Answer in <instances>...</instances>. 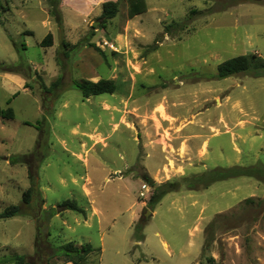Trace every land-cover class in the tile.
I'll list each match as a JSON object with an SVG mask.
<instances>
[{
  "label": "rangeland",
  "instance_id": "rangeland-1",
  "mask_svg": "<svg viewBox=\"0 0 264 264\" xmlns=\"http://www.w3.org/2000/svg\"><path fill=\"white\" fill-rule=\"evenodd\" d=\"M103 1L2 0L0 212L19 211L0 218V264H73L67 243L95 249L83 264H264V73L216 74L264 58V0H146L131 18L117 0L100 27ZM80 78L116 89L83 97Z\"/></svg>",
  "mask_w": 264,
  "mask_h": 264
},
{
  "label": "trees",
  "instance_id": "trees-1",
  "mask_svg": "<svg viewBox=\"0 0 264 264\" xmlns=\"http://www.w3.org/2000/svg\"><path fill=\"white\" fill-rule=\"evenodd\" d=\"M126 3V15L131 18L137 14L144 12L147 8L146 0H124ZM8 9L7 4H3L0 0V11ZM118 12V1L117 0H104L101 3V12L98 17L100 27H104L105 23L113 18ZM0 24L3 25V20L0 17ZM52 35L47 33L44 38L39 42L41 46L51 45ZM253 70L254 74L260 75L264 73V58L257 56L256 54H240L227 58L217 64V77L224 78L229 75ZM74 86L81 92L83 97H89L91 95H97L101 93H113L116 89V84L112 79L99 78L96 81L80 78L74 81ZM14 116L13 109L11 107L1 108L0 106V118L10 119ZM35 190L34 186L28 187L24 193L22 200L23 202H29L31 194ZM158 199V195H151L150 201L153 202ZM59 211L67 208L81 212L85 215V210L77 205L74 200H63L57 204ZM19 206L16 204L6 206L0 212V218L11 217L18 213ZM58 212V211H57ZM56 213V211L54 212ZM95 249L89 244H80L79 247L73 248L70 243H67L62 247V252L67 256V261L73 264H83L86 260V255ZM11 261L14 264H30L27 262L23 255L14 254L11 257Z\"/></svg>",
  "mask_w": 264,
  "mask_h": 264
},
{
  "label": "crops",
  "instance_id": "crops-1",
  "mask_svg": "<svg viewBox=\"0 0 264 264\" xmlns=\"http://www.w3.org/2000/svg\"><path fill=\"white\" fill-rule=\"evenodd\" d=\"M100 5V4H99ZM42 25L44 27H47V20L46 18H44L42 20ZM47 33H50L52 35V41H51V45L49 46H42V47H53L54 43H55V35H54V32L52 31L51 28H48L44 34V36L47 34ZM44 38V37H43ZM41 38L39 41H38V44L39 42L43 39ZM40 45V44H39ZM41 46V45H40ZM12 86V88H11ZM15 86V88H14ZM2 87L4 88H7L10 90V93L12 96H14L18 91H16V88H20L21 90H25L26 91V87H25V76L24 74L21 72V71H12V72H5L4 75H3V83H2ZM16 91V92H15ZM155 142H157L158 144H160V138H157L155 139ZM148 144H151L152 145V142H149ZM169 145H171L172 149L175 151L176 149H179L178 145L175 144V141H173V143H169ZM169 149V148H168ZM166 148V151L168 150ZM161 151L163 152V150L161 149ZM169 151V150H168ZM148 154V153H147ZM77 156H80V154H77ZM144 171L143 173H149L148 170L143 167ZM82 189H83V192L85 195H88L89 194V190L86 188L85 185L82 186ZM92 211L93 212H96V208H92ZM85 214H86V211H85ZM152 215V213H151ZM150 215V216H151ZM157 234V233H156ZM164 243V242H163ZM166 243V242H165Z\"/></svg>",
  "mask_w": 264,
  "mask_h": 264
},
{
  "label": "water",
  "instance_id": "water-1",
  "mask_svg": "<svg viewBox=\"0 0 264 264\" xmlns=\"http://www.w3.org/2000/svg\"><path fill=\"white\" fill-rule=\"evenodd\" d=\"M152 182H153V180L151 178H149L148 183L151 184ZM144 214H145V217L148 218L151 215V212L149 210H146Z\"/></svg>",
  "mask_w": 264,
  "mask_h": 264
},
{
  "label": "built area",
  "instance_id": "built-area-1",
  "mask_svg": "<svg viewBox=\"0 0 264 264\" xmlns=\"http://www.w3.org/2000/svg\"><path fill=\"white\" fill-rule=\"evenodd\" d=\"M141 194H143V193L141 192Z\"/></svg>",
  "mask_w": 264,
  "mask_h": 264
}]
</instances>
